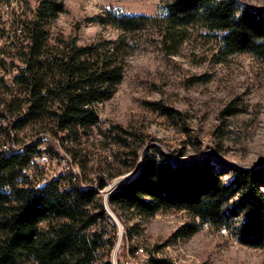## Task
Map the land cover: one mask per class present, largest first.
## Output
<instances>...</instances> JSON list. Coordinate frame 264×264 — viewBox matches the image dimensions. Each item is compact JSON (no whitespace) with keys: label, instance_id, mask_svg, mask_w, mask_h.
I'll return each mask as SVG.
<instances>
[{"label":"trees","instance_id":"obj_1","mask_svg":"<svg viewBox=\"0 0 264 264\" xmlns=\"http://www.w3.org/2000/svg\"><path fill=\"white\" fill-rule=\"evenodd\" d=\"M163 9L162 20L115 13L101 17V24L125 35L98 36L86 45H79L77 37L53 35V22L64 10L61 0H38L31 12L14 19L12 33L0 13V42L7 39L0 45V264H112L116 235L107 230L99 190L117 175L113 164L98 172L88 168L93 128L103 149L114 147L119 175L141 162L138 174L108 197L121 220L142 223L159 213L185 212L192 222L174 238L192 236L209 223L232 230L241 245L264 251V165L221 169L209 159L178 164L160 149L141 156L144 140L137 132L121 125L101 128L96 106L110 101L124 80L128 35L151 29L168 54H177L179 40L193 29L215 42L217 62L236 54L264 61V9L240 0H167ZM11 69L16 74L9 79ZM147 105L176 123L182 119L160 101ZM238 112L230 104L222 114ZM26 129L29 143L19 141ZM46 141L69 150L82 179L69 173L36 187L27 171L42 156ZM90 174L99 180L96 187L82 184ZM137 228L127 226V240L139 234ZM149 263L175 264L152 256Z\"/></svg>","mask_w":264,"mask_h":264},{"label":"rangeland","instance_id":"obj_2","mask_svg":"<svg viewBox=\"0 0 264 264\" xmlns=\"http://www.w3.org/2000/svg\"><path fill=\"white\" fill-rule=\"evenodd\" d=\"M166 1L61 0L64 10L53 22L52 33L77 37L79 45L98 36L114 40L125 33L104 26L99 18L115 13L162 20ZM240 1L264 9V0ZM37 4L38 0H11L8 5L0 2V13L9 23L10 33L14 19L27 9L31 12ZM159 41L158 34L151 29L128 35L129 65L124 80L110 101L96 106L101 128L121 125L137 132L144 140L141 156L145 150L160 149L178 164L209 159L221 169L264 165V61L249 54H236L217 62L215 42L193 29L179 40L177 54H168ZM5 43L6 38L0 45ZM13 62L21 65L17 60ZM14 74L16 70L11 69L7 77L11 79ZM156 101L180 112L182 119L176 123L152 111L147 103ZM230 104L239 112L223 115ZM18 136L19 141L29 143V129ZM89 138L88 168L98 172L113 164L117 175L99 192L107 213V230H115L116 235L109 256L112 264H150L151 256L175 264H264V251L241 245L232 230L225 233L211 225L204 227V223L196 234L174 238L177 231L192 222L185 212L159 213L142 223L121 220L108 206V197L121 182L138 174L141 162L119 175L122 168L114 163V147L103 149L98 128L89 132ZM41 150L42 156L27 171L36 185L69 173L82 179L81 167L62 144L46 141ZM95 182H99L98 178L90 174L82 184L95 187ZM134 224L139 226V234L127 240V226ZM139 249L143 252L137 253Z\"/></svg>","mask_w":264,"mask_h":264},{"label":"built area","instance_id":"obj_3","mask_svg":"<svg viewBox=\"0 0 264 264\" xmlns=\"http://www.w3.org/2000/svg\"><path fill=\"white\" fill-rule=\"evenodd\" d=\"M35 159H40V157H36ZM75 176H77V175H75ZM77 177H78V176H77ZM42 182H43V181H42ZM42 182H40L39 184H37L36 187H38V186H42ZM93 184H94V183H93ZM95 184L97 185V182H95ZM99 192H100V190H99ZM209 226H210L209 223H205V225H204V227H209ZM224 232L227 233V230L224 229ZM137 253H139V252H137Z\"/></svg>","mask_w":264,"mask_h":264},{"label":"bare ground","instance_id":"obj_4","mask_svg":"<svg viewBox=\"0 0 264 264\" xmlns=\"http://www.w3.org/2000/svg\"><path fill=\"white\" fill-rule=\"evenodd\" d=\"M47 182V181H46ZM121 182V181H120ZM122 183V182H121ZM96 187V186H95ZM224 231V230H223ZM138 252H143V249H139ZM158 253V252H157Z\"/></svg>","mask_w":264,"mask_h":264},{"label":"water","instance_id":"obj_5","mask_svg":"<svg viewBox=\"0 0 264 264\" xmlns=\"http://www.w3.org/2000/svg\"><path fill=\"white\" fill-rule=\"evenodd\" d=\"M140 167H141V163H140V165H139V169H140ZM139 169H138V171H139Z\"/></svg>","mask_w":264,"mask_h":264}]
</instances>
